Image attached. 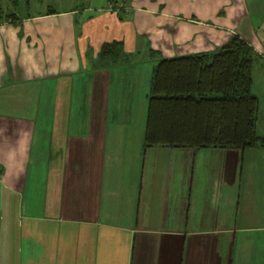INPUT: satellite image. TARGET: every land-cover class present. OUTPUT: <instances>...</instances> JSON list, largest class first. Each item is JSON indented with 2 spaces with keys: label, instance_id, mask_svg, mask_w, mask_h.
<instances>
[{
  "label": "crops",
  "instance_id": "0c3cea01",
  "mask_svg": "<svg viewBox=\"0 0 264 264\" xmlns=\"http://www.w3.org/2000/svg\"><path fill=\"white\" fill-rule=\"evenodd\" d=\"M243 8L89 0L0 21V264H264V144L143 149L131 115L153 65L129 60L142 50L156 61L239 34L260 55L264 19L243 31ZM111 40L130 57L99 59Z\"/></svg>",
  "mask_w": 264,
  "mask_h": 264
},
{
  "label": "trees",
  "instance_id": "16d2710c",
  "mask_svg": "<svg viewBox=\"0 0 264 264\" xmlns=\"http://www.w3.org/2000/svg\"><path fill=\"white\" fill-rule=\"evenodd\" d=\"M16 18L13 11L2 12L0 1V21ZM121 51V41H106L97 57L114 58ZM257 55L245 38L233 34L214 50L159 57L147 91L143 149L264 144L256 128L259 97L252 90Z\"/></svg>",
  "mask_w": 264,
  "mask_h": 264
},
{
  "label": "rangeland",
  "instance_id": "374dc122",
  "mask_svg": "<svg viewBox=\"0 0 264 264\" xmlns=\"http://www.w3.org/2000/svg\"><path fill=\"white\" fill-rule=\"evenodd\" d=\"M1 1V10L2 12H15L18 16H22L27 12H34L37 9H43L46 6H53L59 8L60 6L64 7L68 4L74 5L76 8L81 9L83 4H86L89 0H19L16 4H14L11 0H0ZM245 9L247 10V16H242L240 21V28L245 31V27L250 29L251 25L249 22L253 23L254 28L257 30L260 23L264 19V0H244ZM243 8L242 12L245 11ZM243 14V13H242ZM78 16V15H77ZM259 30V29H258ZM117 56V55H116ZM128 56V57H127ZM120 61H123V58H129L130 55L125 53L124 55L117 56ZM142 65L146 63L148 65H152L154 63L155 57H150L146 51H140L137 54L132 55L129 60L133 59ZM125 63L127 61H124ZM261 62L264 65V51L257 55V57L253 61L252 65V90L259 97V109L260 111L264 107V66L263 69L261 67ZM150 68V67H149ZM145 74H142V79ZM263 78V79H261ZM147 91L144 95L143 101L141 102V98L139 95L138 105L135 106V109L131 112V115L136 118V120L141 121L143 124L145 122V114H146V101H147ZM146 99V101L144 100ZM143 104V105H142ZM83 110L81 111H69V118H82L83 119ZM260 116V113H258ZM139 126V125H138ZM261 129L260 127L258 130ZM244 264V263H243Z\"/></svg>",
  "mask_w": 264,
  "mask_h": 264
}]
</instances>
